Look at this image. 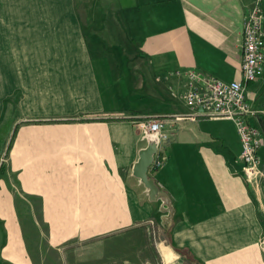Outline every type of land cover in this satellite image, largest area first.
Returning a JSON list of instances; mask_svg holds the SVG:
<instances>
[{"label":"crops","instance_id":"crops-1","mask_svg":"<svg viewBox=\"0 0 264 264\" xmlns=\"http://www.w3.org/2000/svg\"><path fill=\"white\" fill-rule=\"evenodd\" d=\"M94 1L84 17L76 0H0V264H32L18 215L31 210L58 247L157 219L163 264H264V193L242 172L236 125L181 98L187 69L242 78L251 0ZM246 95L264 108V73ZM148 116L171 134L154 197L133 171ZM251 122L264 169V117Z\"/></svg>","mask_w":264,"mask_h":264},{"label":"built area","instance_id":"built-area-1","mask_svg":"<svg viewBox=\"0 0 264 264\" xmlns=\"http://www.w3.org/2000/svg\"><path fill=\"white\" fill-rule=\"evenodd\" d=\"M242 78L227 81L198 69L184 71L187 88L181 94L184 102L200 115L225 117L235 125L241 142L242 172L253 185L264 193V169L261 167L259 148L262 143L261 127L251 122L252 117H264V108H255L246 95L247 83L256 81L264 73V7L262 0H251L243 16L241 38ZM178 74L181 71L177 72ZM264 125V122H263ZM138 126L142 137L155 141L157 150L150 170L156 171L166 162L167 155L161 144L170 139L163 119L143 117Z\"/></svg>","mask_w":264,"mask_h":264},{"label":"rangeland","instance_id":"rangeland-1","mask_svg":"<svg viewBox=\"0 0 264 264\" xmlns=\"http://www.w3.org/2000/svg\"><path fill=\"white\" fill-rule=\"evenodd\" d=\"M76 2L77 12L84 17L87 12H98L100 9V3H95L94 0ZM82 20L87 27L99 26L98 19ZM139 131L142 135L141 129ZM15 134L16 131H13V138ZM142 138L147 139L148 143L152 140V137ZM5 159L6 149L0 148L2 164ZM42 213L39 210L18 212L19 217L23 215V221L27 220L31 226V230L28 231V228L27 231L29 253L33 255L32 264H163L162 250L166 240L161 220H149L92 240H71L58 247L48 242L50 225L43 220Z\"/></svg>","mask_w":264,"mask_h":264},{"label":"water","instance_id":"water-1","mask_svg":"<svg viewBox=\"0 0 264 264\" xmlns=\"http://www.w3.org/2000/svg\"><path fill=\"white\" fill-rule=\"evenodd\" d=\"M157 150V145L154 140H151L148 145L141 149L139 159L134 165V174L141 178V180L149 187L151 197L157 193V186L153 179L148 176V169L153 162L154 154Z\"/></svg>","mask_w":264,"mask_h":264},{"label":"trees","instance_id":"trees-1","mask_svg":"<svg viewBox=\"0 0 264 264\" xmlns=\"http://www.w3.org/2000/svg\"><path fill=\"white\" fill-rule=\"evenodd\" d=\"M16 131V130H15ZM15 131H14V133H15ZM2 169V165H1V167H0V170Z\"/></svg>","mask_w":264,"mask_h":264}]
</instances>
